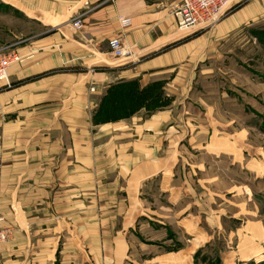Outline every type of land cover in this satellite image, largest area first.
<instances>
[{"label":"crops","instance_id":"1","mask_svg":"<svg viewBox=\"0 0 264 264\" xmlns=\"http://www.w3.org/2000/svg\"><path fill=\"white\" fill-rule=\"evenodd\" d=\"M179 1L0 0L2 15L40 27L4 31L21 61L0 83V218L14 232L0 264H127L139 251L153 254L138 264H165L193 249L197 264L185 203L214 180L207 161L250 134L221 106L241 101L230 85L264 87L252 34L264 0L188 34ZM117 38L131 58L112 56ZM245 99L255 110L257 95Z\"/></svg>","mask_w":264,"mask_h":264},{"label":"rangeland","instance_id":"2","mask_svg":"<svg viewBox=\"0 0 264 264\" xmlns=\"http://www.w3.org/2000/svg\"><path fill=\"white\" fill-rule=\"evenodd\" d=\"M11 28L18 29L17 34L23 33L25 36L40 30L37 23L5 16L0 11V57L9 51H17L5 46L11 38L4 31ZM252 30L253 37H258L257 41H253L256 60L253 70L264 74V22L253 26ZM259 46L261 51L258 49ZM7 80L8 78L0 79V83H6ZM241 81L244 80L241 79ZM228 88L233 90L234 96L237 97L240 94L241 101L238 103L224 101L222 106L220 105L221 110H225L227 114L233 113L238 119L241 118L246 129L249 128L250 134L240 146L239 151L230 150L229 147L228 153L223 158L207 161L210 168L207 176L214 180L211 181L208 190L202 189L203 183H201L202 186H197V194L190 196L194 200H188L185 203L194 205L188 214L193 215L195 220L193 217H185L195 221L200 228L195 234L201 239L202 247L197 264H211L217 260L220 264H264V87L257 85L232 87L230 85ZM246 92L257 95V101L253 103L250 101V103L254 105L258 114L250 106L251 110L247 108L246 103L249 101L245 99ZM235 132L234 129L228 128L223 137L234 139ZM233 148H235L234 145ZM233 157L239 162H232ZM158 200L153 198L155 208L159 207V204H156ZM2 220V227L11 232V240L14 235L13 229L4 226V218ZM188 227L194 234V226ZM192 239L190 237L187 241L191 242ZM8 242L4 243L1 251ZM197 246L196 244L195 248ZM148 252L140 253L139 251L138 254L130 257L131 261L138 264L141 260L140 254H146V258L152 256L153 253ZM193 252L194 249L184 255L181 254L182 256L175 254V256H167L161 262L192 264ZM132 262L129 260L127 264H133Z\"/></svg>","mask_w":264,"mask_h":264},{"label":"built area","instance_id":"3","mask_svg":"<svg viewBox=\"0 0 264 264\" xmlns=\"http://www.w3.org/2000/svg\"><path fill=\"white\" fill-rule=\"evenodd\" d=\"M240 0H180L172 15L177 18L178 31L183 34L191 31L211 27L217 24L224 14L231 10ZM248 1V0H246ZM122 26L128 28L131 21L120 19ZM73 27L80 30L82 21H76ZM112 56L118 59L131 58L133 53L127 52L121 39L112 40L109 44ZM21 55L17 51H9L0 57V79L8 78V71L13 63L20 61ZM3 220L0 219V251L4 243L11 238V232L2 227Z\"/></svg>","mask_w":264,"mask_h":264},{"label":"bare ground","instance_id":"4","mask_svg":"<svg viewBox=\"0 0 264 264\" xmlns=\"http://www.w3.org/2000/svg\"><path fill=\"white\" fill-rule=\"evenodd\" d=\"M119 39H121V38H119ZM122 40V39H121ZM123 42V41H122ZM124 44V43H123ZM124 46L126 47L125 49H127V52H132V49L130 48V47H127L125 44H124ZM20 61H21V59H20ZM13 64H15V63H13Z\"/></svg>","mask_w":264,"mask_h":264},{"label":"trees","instance_id":"5","mask_svg":"<svg viewBox=\"0 0 264 264\" xmlns=\"http://www.w3.org/2000/svg\"><path fill=\"white\" fill-rule=\"evenodd\" d=\"M198 255H199V253L196 255V259H199ZM211 264H220V262H219V260H217V262L214 261V262H211Z\"/></svg>","mask_w":264,"mask_h":264}]
</instances>
